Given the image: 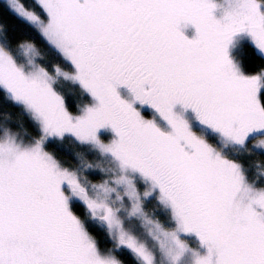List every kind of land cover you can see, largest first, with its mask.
Masks as SVG:
<instances>
[{"label":"snow or ice","instance_id":"1","mask_svg":"<svg viewBox=\"0 0 264 264\" xmlns=\"http://www.w3.org/2000/svg\"><path fill=\"white\" fill-rule=\"evenodd\" d=\"M257 60L264 0H3L0 264H264Z\"/></svg>","mask_w":264,"mask_h":264},{"label":"trees","instance_id":"2","mask_svg":"<svg viewBox=\"0 0 264 264\" xmlns=\"http://www.w3.org/2000/svg\"><path fill=\"white\" fill-rule=\"evenodd\" d=\"M3 0H0V3H2ZM13 26H16V22L15 20H12L10 19L9 21ZM19 35H21L23 38H30V33L26 32V31H23V32H20ZM240 54H241V57H242V60H244L246 58L245 56V53L243 51H240ZM261 64H264V62H261V61H255L253 64H251L249 67H250V70L251 69H258ZM71 89V88H70ZM73 90L71 89L70 92H72ZM80 102V101H79ZM76 109L73 108V111H75ZM29 131H31V128L28 129ZM82 149L75 145V144H72V143H69L65 146V149L60 151L58 153V156L59 158L64 161L66 164H69V163H73V161L71 160L70 158V154L71 153H74V152H78V151H81ZM90 179H92L94 182L95 181H98L100 179L99 176H90L89 177Z\"/></svg>","mask_w":264,"mask_h":264},{"label":"rangeland","instance_id":"3","mask_svg":"<svg viewBox=\"0 0 264 264\" xmlns=\"http://www.w3.org/2000/svg\"><path fill=\"white\" fill-rule=\"evenodd\" d=\"M237 58L240 59V60H242V57H241L240 52L237 53ZM70 88H71L70 86L65 85V90L69 93V95L71 97H73V99H75L76 93L74 91L70 92L71 89H72V88L71 89ZM76 103H79V101L77 100Z\"/></svg>","mask_w":264,"mask_h":264}]
</instances>
